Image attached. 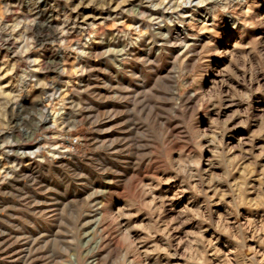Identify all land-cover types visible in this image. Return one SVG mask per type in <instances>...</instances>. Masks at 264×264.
<instances>
[{
    "label": "rangeland",
    "instance_id": "rangeland-1",
    "mask_svg": "<svg viewBox=\"0 0 264 264\" xmlns=\"http://www.w3.org/2000/svg\"><path fill=\"white\" fill-rule=\"evenodd\" d=\"M242 1L0 0V264H264Z\"/></svg>",
    "mask_w": 264,
    "mask_h": 264
},
{
    "label": "bare ground",
    "instance_id": "bare-ground-1",
    "mask_svg": "<svg viewBox=\"0 0 264 264\" xmlns=\"http://www.w3.org/2000/svg\"><path fill=\"white\" fill-rule=\"evenodd\" d=\"M245 2H243L242 1V3L240 2V4L238 5V7L242 10V11H244V10H246L245 12H247L249 9H250V5H249V1L248 0H244ZM5 6V5H4ZM50 28V27H49ZM49 28H47V29H44V28H42V27H40V28H38L37 29V31L38 32H40V34H42L44 31H49ZM181 31V30H180ZM176 33H178V32H176ZM180 33V32H179ZM176 36V35H175ZM242 36V35H241ZM178 37V36H177ZM176 38V37H175ZM43 108H44V112H45V117H46V119H48L50 116H52L53 114H54V109L52 110L51 109V107L50 106H47V104L46 103H44V105H43ZM114 153V152H113ZM211 180V179H210ZM110 213V212H109ZM112 213H110V215H111ZM109 216V215H108ZM114 218V217H113ZM115 226V225H114ZM63 236V235H62ZM118 237V236H117ZM262 241H263V239H262ZM127 243L128 244H130L129 246H131V242L130 241H127ZM216 248V247H215ZM217 250V249H216ZM200 251H201V249H200ZM214 251V250H213ZM219 253V252H218ZM175 254V253H174ZM225 254V253H224ZM144 255V254H143ZM177 255V254H176ZM222 255V254H221ZM13 256V255H12ZM238 260V259H237ZM140 261V260H139ZM223 264H230V261H229V259H226L224 262H223Z\"/></svg>",
    "mask_w": 264,
    "mask_h": 264
},
{
    "label": "built area",
    "instance_id": "built-area-1",
    "mask_svg": "<svg viewBox=\"0 0 264 264\" xmlns=\"http://www.w3.org/2000/svg\"><path fill=\"white\" fill-rule=\"evenodd\" d=\"M79 146L78 138H71L68 142L67 151L69 153L76 151L77 147Z\"/></svg>",
    "mask_w": 264,
    "mask_h": 264
}]
</instances>
